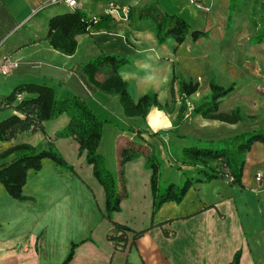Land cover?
I'll return each instance as SVG.
<instances>
[{
	"label": "crops",
	"instance_id": "obj_1",
	"mask_svg": "<svg viewBox=\"0 0 264 264\" xmlns=\"http://www.w3.org/2000/svg\"><path fill=\"white\" fill-rule=\"evenodd\" d=\"M48 1L0 0V61L7 54L18 63L10 74L0 76V96L19 84L35 83L50 86L58 100L83 99L104 120L97 150L114 173L124 140L146 141L156 150V139L162 137L179 146L188 144V138L221 140L264 128V39L252 40L257 27L248 14L234 11L230 22L228 15L225 22L218 21L207 0H198L204 5L199 8L204 11L202 21L190 24L204 34L193 39L189 32L181 43L170 36L160 42L154 25L139 12L157 2L190 21L173 0H117L129 5L127 19L107 13L111 0H79L77 8L88 17H107L76 33L75 49L66 54L49 43L47 22L71 9ZM99 54L127 59L116 73L134 103L154 92L168 109L151 106L144 118L126 115L118 95L98 88L82 69ZM213 77L220 86H233L219 99L217 116L186 118L177 80L197 83L186 96V105L195 106L210 97ZM235 108L248 118L226 119ZM13 114L22 116L15 107H0V121ZM68 121L62 113L38 129H11L0 141V155L17 144L39 147L53 142L73 166L67 169L44 158L40 169L27 171L23 200L13 198L0 183V264H63L72 248L65 264H233L236 253L237 264H264V142L255 141L246 150L241 186L225 178L194 182L180 202L166 201L156 211L145 157L128 160L127 195L109 218L103 215L104 189L78 154V141L73 136L52 138ZM12 158L0 156V166ZM180 175L178 181L170 176L164 180L179 183ZM113 222L147 229L138 235L127 230L124 244L115 245L108 237Z\"/></svg>",
	"mask_w": 264,
	"mask_h": 264
},
{
	"label": "trees",
	"instance_id": "obj_2",
	"mask_svg": "<svg viewBox=\"0 0 264 264\" xmlns=\"http://www.w3.org/2000/svg\"><path fill=\"white\" fill-rule=\"evenodd\" d=\"M246 1L255 4L260 2L258 8V20L256 12L248 13L253 25L257 27L254 42L264 39V0H229L228 22L231 21L234 11H242ZM71 9V8H70ZM130 13V12H129ZM107 14L88 17L79 8L69 12L51 16L48 19V41L56 49L70 54L75 49L74 36L78 32L85 31L88 26L96 25ZM139 16L154 25L158 41L162 42L166 37H173L177 43H181L190 32L193 39L204 34L203 31L192 29L190 22L183 16L163 10L157 2L152 3L140 10ZM127 59L115 54H99L82 64V69L88 79L101 90L116 94L122 104L125 114L128 116L145 117L151 106L165 109L167 102L162 103L154 92L146 93L134 103L128 93L127 84L122 81L116 71L119 66L126 63ZM178 96L180 97V109L186 111V96L192 94L197 83L179 78ZM173 82L170 83L173 95ZM232 85L220 86L213 77L210 80L211 95L199 104L193 106L192 115L200 114L203 117H216L215 114L219 99L232 89ZM22 93L21 99L17 95ZM0 107H15L22 116L13 114L0 121V141L10 136L11 129L14 131L34 130L42 127V122L54 119L62 113H66L69 121L65 128L55 133V137L73 136L79 143L78 154L84 155L87 164L91 165L92 174L102 185L105 193V213L111 217V213L120 209V202L127 195L126 179L124 176V164L126 161L144 155L146 166L151 170L150 187L153 194V211L166 201L180 202L186 191L194 182H207L214 178L231 180V184L241 186V177L244 166L246 150L255 141L264 142V128L253 129L238 133L234 136L221 140H204L188 138L189 143L173 145L171 149L176 161H181L192 167V170L182 172L183 179L179 185L168 182L164 192H160V161L152 145L148 142L138 143L124 140L119 144L117 172L114 173L106 164L105 156L98 152V145L102 133L104 120L97 115L86 102L78 96L58 100L54 97L53 89L45 84L24 83L17 85L8 95L0 96ZM230 121L244 120V115L238 108L231 111L225 117ZM185 138L182 135H178ZM13 154V158L0 166V183L15 199L23 200L26 197L22 187L26 181L29 169L38 170L44 158H50L56 165L67 167L72 170L56 148L49 144L36 147L27 143L14 145L5 150L0 156L6 157ZM177 155V156H176ZM185 171L187 173H185ZM142 230H133L129 227L113 222V228L108 233L109 239L115 245L124 244V234L127 230L135 235L141 234ZM73 248L68 254L65 264L72 256ZM238 253L234 257L233 264H237Z\"/></svg>",
	"mask_w": 264,
	"mask_h": 264
},
{
	"label": "rangeland",
	"instance_id": "obj_3",
	"mask_svg": "<svg viewBox=\"0 0 264 264\" xmlns=\"http://www.w3.org/2000/svg\"><path fill=\"white\" fill-rule=\"evenodd\" d=\"M111 1H113L116 4L118 3L117 0H111ZM173 1L175 2L177 8H180V10L182 12L189 15V17H190L189 22L193 23V25H199L201 23L202 14H204V11L202 9L196 8L193 4H191L189 2V0H173ZM228 3H229V0H207V5L210 4L209 7H210V9H212L211 11H213V13L215 15V19H217L218 21H224V22L226 21V18L228 15V9H229ZM259 5H260V2L255 4L252 1H246L243 5L242 12H244L245 14H248L250 12H256V14H257ZM166 9H168V8H166ZM256 18L258 20V14L256 15ZM163 103H165V102H163ZM167 109L168 108L166 107L164 110H167ZM53 136L55 137V134L52 135V138H53ZM143 142H145V141H143ZM43 144L45 146L51 144L56 148V146L54 145L53 142L48 141L47 143L44 142ZM43 144L39 147L43 148ZM173 145H175V143L165 141L163 137L160 139H156V150H154V151L156 153L157 159H159V161H160V192H164L166 189V185L168 184V180H164V177L170 176L172 178V181H178V180H180L179 175L181 174L180 176L182 177V175H183L182 172L185 170L186 166L188 165V164H182L181 161H179V162L176 161L177 159L175 160V158L173 157L174 154H172V152L174 153V150L171 149V146H173ZM56 150H57V148H56ZM169 153H170V155H169ZM83 157H84V155H83ZM105 161H106V164L108 166V162H107L108 158L105 157ZM84 162L86 163L85 157H84ZM68 164L72 166V164H70V163H68ZM57 166H59V165H57ZM64 168H67V167L65 166ZM185 173H187V172L185 171ZM171 174H173V176ZM180 182L174 183V185H179Z\"/></svg>",
	"mask_w": 264,
	"mask_h": 264
},
{
	"label": "built area",
	"instance_id": "obj_4",
	"mask_svg": "<svg viewBox=\"0 0 264 264\" xmlns=\"http://www.w3.org/2000/svg\"><path fill=\"white\" fill-rule=\"evenodd\" d=\"M49 4L61 2L64 3L71 9H74L78 6L79 0H49ZM191 4H193L196 8H204V5L198 0H189ZM130 7L129 5H119L114 3L113 1L109 2V7L107 9V13L117 16L119 18L127 19L129 16ZM18 63L15 59L11 58L10 55L4 54L1 56L0 61V76L10 74L16 67ZM23 96L22 93L17 95V99H21ZM193 106L191 104H187V109L185 111V117L188 118L192 115ZM261 174L258 173L257 177L260 178ZM231 180V178H229Z\"/></svg>",
	"mask_w": 264,
	"mask_h": 264
}]
</instances>
